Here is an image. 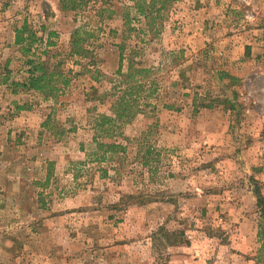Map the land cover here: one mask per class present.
<instances>
[{
	"label": "rangeland",
	"instance_id": "374dc122",
	"mask_svg": "<svg viewBox=\"0 0 264 264\" xmlns=\"http://www.w3.org/2000/svg\"><path fill=\"white\" fill-rule=\"evenodd\" d=\"M64 1L0 0V264H262L260 0H172L152 27L137 0H81L75 11ZM24 20L38 37L57 34L52 53L66 51L75 28L97 27L99 81L82 74L84 60H67L79 74L64 95L18 94L21 109L10 112L13 94L1 81L5 70L21 77L13 41ZM120 44L138 52L133 60L151 70L159 96L111 140L126 151L99 163L92 121L110 115V99H90V87L101 95L116 83ZM193 98L212 108L194 113Z\"/></svg>",
	"mask_w": 264,
	"mask_h": 264
},
{
	"label": "trees",
	"instance_id": "16d2710c",
	"mask_svg": "<svg viewBox=\"0 0 264 264\" xmlns=\"http://www.w3.org/2000/svg\"><path fill=\"white\" fill-rule=\"evenodd\" d=\"M171 2L172 0H137L133 7L136 13L147 21V25L152 27L155 19H160V12L167 5H170ZM83 4L81 0H65L62 3V9L75 11ZM158 4L160 6L156 8ZM153 14L155 16H152ZM102 21V15H100L99 22ZM130 22L131 20L127 19L126 15L124 17V25L130 26ZM89 26V23L83 24L71 32L65 52L55 51L52 53L49 49L56 46L53 39L57 37V34L49 31L45 38L38 37L37 33L24 20L21 27L14 29L13 41V44L19 47L23 58L20 69L21 77L17 80H10V72L5 70L1 83L7 85L13 95L34 93L38 94L43 101L56 102L70 86V75L72 74L73 77H76L79 74L65 67L67 60L73 59H76L74 63L77 65L80 64V60H84L85 63L81 66L82 74L87 73L91 80L98 82L101 74L96 69L94 50L90 49L98 38L96 32L98 28L93 26L95 29H92ZM129 26V32L134 31ZM127 38H129V35L124 37V39ZM43 42V49L41 53L37 54V50L34 47L36 44H42ZM117 48L118 69L114 74L118 78L110 80L111 83L115 81L116 83L113 84L108 92H104L101 95L93 87H90L92 91L90 99L98 101L99 104H104L106 99H110V115L95 114L92 121V129L98 133L93 138L95 152L92 155L95 156L93 161L99 163H105L108 158L118 153L123 154L126 151V146L111 140L116 136L122 135L120 130L124 124L133 121L139 114H142L145 108L149 107L148 101L150 99H158L159 96L157 95V90L153 88L155 83L150 76L151 70L143 68L134 62L133 59L138 54L135 48H130L128 54H124V44H120ZM124 62H127V66L125 72H122ZM224 78L234 80L233 77L227 74L219 75L220 80ZM212 105V102L209 104H204V101L198 103V100L193 98L194 113H197L200 109H211ZM163 108L170 110L173 109V106L164 104ZM232 109L233 106H230L229 110ZM50 120L49 115L42 125L46 127ZM64 133L63 128L57 127L53 135L60 137ZM46 180L48 181V178ZM255 195H258V193L255 192ZM181 243L182 240H172L169 245L176 246Z\"/></svg>",
	"mask_w": 264,
	"mask_h": 264
},
{
	"label": "crops",
	"instance_id": "0c3cea01",
	"mask_svg": "<svg viewBox=\"0 0 264 264\" xmlns=\"http://www.w3.org/2000/svg\"><path fill=\"white\" fill-rule=\"evenodd\" d=\"M228 1H230V0H228ZM231 2H232V0H231ZM214 4H215V6H217L218 4H219V1L218 0H216L215 2H214ZM228 7V6H227ZM231 8V7H230ZM260 10H258L259 11V13H260V15H259V17H260V19L259 18H257V21H259V22H264V19H262L261 17H263L264 16V0H260V8H259ZM263 15V16H262ZM262 19V20H261ZM262 25H264L263 23H262ZM260 26V28H256V29H253V31H254V35H256L257 37H258V32H262V30H264V26ZM255 36V37H256ZM260 36V35H259ZM251 37H252V35H251ZM262 40H264V37H262ZM261 39H254V41H255V43L257 44V42H258V44L259 43H261V45H263L264 46V43H263V41H262ZM247 46H244V49L246 48V49H250V50H253V47L251 48V46H253V44H251V43H249V44H247V43H245ZM250 46V47H249ZM254 64V62H250V61H246V58L244 59V64H246V65H253ZM264 68V67H263ZM260 69V74H261V76H262V79H261V81H262V83H260V89H259V91H260V93H259V95L257 96L258 97V102H259V104L261 105V110L259 111L260 113H261V118L263 119V124L259 127L260 128V131L261 132H264V71L261 69V68H259ZM233 74H235V75H239V74H237L236 72H233ZM241 77H243V76H241ZM248 77V76H247ZM245 80H246V78H243V80H242V82H243V85L245 84ZM249 93H248V95H247V97H245V95H244V99L245 98H247V100H249ZM8 96V95H7ZM10 96L12 97V96H14L15 97V95H9L8 97H9V101L11 100V102H10V105L8 106V108L9 109H13V110H11L10 112H12V113H16L17 111L16 110H18L17 108V105L19 104V101L20 100H18L19 99V96H21V95H16V97L15 98H10ZM13 99H15V101H17V102H14L13 101ZM246 112L247 113H249V109H246Z\"/></svg>",
	"mask_w": 264,
	"mask_h": 264
},
{
	"label": "built area",
	"instance_id": "2783aa9c",
	"mask_svg": "<svg viewBox=\"0 0 264 264\" xmlns=\"http://www.w3.org/2000/svg\"><path fill=\"white\" fill-rule=\"evenodd\" d=\"M249 0L246 2V4H249ZM250 18L248 15L246 16V19Z\"/></svg>",
	"mask_w": 264,
	"mask_h": 264
}]
</instances>
